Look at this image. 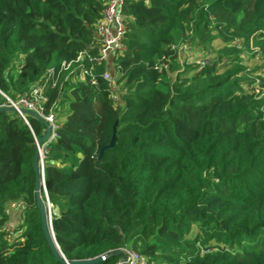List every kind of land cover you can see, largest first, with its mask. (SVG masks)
Returning a JSON list of instances; mask_svg holds the SVG:
<instances>
[{"label":"trees","instance_id":"obj_1","mask_svg":"<svg viewBox=\"0 0 264 264\" xmlns=\"http://www.w3.org/2000/svg\"><path fill=\"white\" fill-rule=\"evenodd\" d=\"M105 7L0 0V89L17 98L53 69L47 108L69 103L44 170L61 256L117 264V250L133 247L147 264H264V73L241 59L264 57V0H126L115 65L82 59L92 84L61 64L97 55ZM178 37L213 56L180 64ZM29 121L34 133L0 111V264H68L42 229L33 158L45 126ZM19 201L12 232L8 209Z\"/></svg>","mask_w":264,"mask_h":264},{"label":"built area","instance_id":"obj_2","mask_svg":"<svg viewBox=\"0 0 264 264\" xmlns=\"http://www.w3.org/2000/svg\"><path fill=\"white\" fill-rule=\"evenodd\" d=\"M125 1L126 0H106V7L103 11L102 17L97 21L96 24V34L99 39L97 55L92 56L88 53H80L76 59L70 62H62L61 71H68L69 74H71L72 72H74V70L80 68V72L77 75L79 80L87 81V77L90 76V82L92 84H96V78L92 74L91 70L83 67L81 64L83 57L86 55V57H88L90 61H96L99 63L107 62V64H109L110 66L115 65L114 56L124 48L123 38L127 31V25L123 15ZM173 47L176 48L174 44ZM183 49L189 50V47L185 44L183 45ZM163 58L165 59V61L162 62L160 69L161 71H168L169 59L165 56ZM204 63L205 60L199 61L200 65H203ZM73 66H75L76 68H73ZM54 72L55 71L53 69H50L47 77L43 81H40L31 86L27 91L19 95L17 98H13L7 95L0 89V94L4 96L7 101L2 106L14 107L16 109V112L22 117L24 122L30 127L33 133L34 130L29 121L30 115L24 112L23 109L36 112L41 118L47 121L51 127L49 137L45 141H43L42 144L37 143L39 137L34 134L36 145L39 148V170L42 175V180L44 179L45 155L50 143H52L56 138L57 128L59 126V123L57 122L58 114L56 112V103L51 104V106L47 108V103L49 102L47 88H55L59 83V79L54 78ZM69 74L65 77V79H68ZM116 75L117 73L115 74L114 72L108 70L103 73V78L108 80L113 86L111 97L115 103H119L120 98L115 90L117 88ZM47 204L51 209L49 198ZM22 205L23 203L19 201L13 203L12 207H17L20 209ZM8 213L12 214L9 209ZM14 228V222L11 219L9 222V230L13 232ZM121 250L123 251V254L121 255V258L117 262V264H147L148 262L147 257L133 247H125Z\"/></svg>","mask_w":264,"mask_h":264},{"label":"water","instance_id":"obj_3","mask_svg":"<svg viewBox=\"0 0 264 264\" xmlns=\"http://www.w3.org/2000/svg\"><path fill=\"white\" fill-rule=\"evenodd\" d=\"M0 111H11V112H16V109L14 107H10V106H1L0 107ZM24 112H26L27 114H29L30 116H34L36 118H38L43 125L46 128V132L44 135L40 136L37 140L38 144H42L43 141H45L51 132V127L49 125V123L47 121H45L43 118H41L36 112L31 111V110H27V109H23ZM103 149L100 152V156L102 155ZM33 166L36 172V184H35V196H36V205L40 210V217H41V225H42V229L45 235V238L48 242L49 247L51 248L53 254L56 256L57 259H59L62 262H67L68 264H97L98 262H100L104 256H97L94 258H90V259H86V260H81V261H77V262H68L65 258H63L61 255L62 251L60 249V246L58 245V242L56 240L55 234L53 232V227H52V215H51V209L48 207V204H46V202L44 201L41 192H42V187L44 188L45 191V196L48 200V194L46 191V186H45V180H42V175L41 172L39 170V148L36 145V149H35V154H34V158H33ZM119 255L123 254L122 250H117L116 252Z\"/></svg>","mask_w":264,"mask_h":264},{"label":"rangeland","instance_id":"obj_4","mask_svg":"<svg viewBox=\"0 0 264 264\" xmlns=\"http://www.w3.org/2000/svg\"><path fill=\"white\" fill-rule=\"evenodd\" d=\"M185 44L189 47V50L183 49V45H185ZM174 45L176 46V49L178 50V53H179L180 64H185V63L188 65L199 64V61L205 60V58L209 57L208 55L211 54L213 56V51H206V50H202V49L196 47L194 45L193 40L188 38V37L187 38H179L178 37V39L176 40ZM241 59H242V66L246 67L249 71H251L253 69H259L258 72L264 73V57L262 55H260V54L254 55L251 52L250 53L243 52L241 55ZM15 72H17V71H15ZM168 74L170 75V72H168ZM69 111H70L69 103L66 100L65 102H63V104H61L58 107V109L56 111L58 114V121L57 122L60 123L64 119V117L69 113ZM47 202H48V200L46 198V204H47ZM12 209H13V207L11 204L9 207L10 212H12ZM20 210H21V208H20ZM19 216H20V214H19ZM12 221L14 222V226H16L17 225V219H12Z\"/></svg>","mask_w":264,"mask_h":264},{"label":"crops","instance_id":"obj_5","mask_svg":"<svg viewBox=\"0 0 264 264\" xmlns=\"http://www.w3.org/2000/svg\"><path fill=\"white\" fill-rule=\"evenodd\" d=\"M19 214H20V209L17 208V207H13L12 214H10L11 215V218L12 219H17L19 217Z\"/></svg>","mask_w":264,"mask_h":264}]
</instances>
